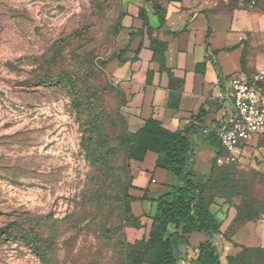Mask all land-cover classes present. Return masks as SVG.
<instances>
[{"label": "rangeland", "instance_id": "rangeland-1", "mask_svg": "<svg viewBox=\"0 0 264 264\" xmlns=\"http://www.w3.org/2000/svg\"><path fill=\"white\" fill-rule=\"evenodd\" d=\"M125 2L0 0V264H128L132 162L104 63ZM261 150L264 136L198 173L212 209L243 201L264 216Z\"/></svg>", "mask_w": 264, "mask_h": 264}, {"label": "crops", "instance_id": "crops-1", "mask_svg": "<svg viewBox=\"0 0 264 264\" xmlns=\"http://www.w3.org/2000/svg\"><path fill=\"white\" fill-rule=\"evenodd\" d=\"M155 1L166 10L163 22L149 1L126 0V14L117 37L118 56L109 61L108 71L122 91V110L129 131H138L150 117L172 131L190 127V161L198 173H207L210 169L206 165L218 151L212 138L218 137L234 111L230 79L251 80L264 69V0ZM142 10L149 31L140 17ZM157 42L165 44L164 57L154 56L152 44ZM261 136L264 131L243 142L239 155ZM255 157V167H263L264 158ZM157 159V153L148 151L143 161H132L136 186L132 193L147 194L149 199L132 203L143 227L126 228L129 242L146 234L148 217L156 211L151 199L165 190L158 183L168 186L174 181L168 170L157 167ZM212 211L222 222L220 232L212 235L222 264H227V256H235L243 247H264V217L237 224L234 207ZM173 232L175 229L170 227L167 235ZM186 236L188 242L179 243L175 249V264H194L199 243L208 238L199 232Z\"/></svg>", "mask_w": 264, "mask_h": 264}, {"label": "trees", "instance_id": "trees-1", "mask_svg": "<svg viewBox=\"0 0 264 264\" xmlns=\"http://www.w3.org/2000/svg\"><path fill=\"white\" fill-rule=\"evenodd\" d=\"M149 1L156 13L160 14V19L164 20L166 10L163 5L155 0ZM126 14L125 8L119 18V29L122 27V18ZM140 17L144 20V27L149 31V22L141 11ZM154 56L164 57L165 44H152ZM118 55L115 52L104 62L109 63ZM163 68V66H162ZM118 88V87H117ZM121 95L122 91L118 88ZM124 98V97H123ZM121 106L120 114L126 124V132L120 136V143L125 147L128 162L143 161L148 151L158 154L157 167L168 170L174 181L167 186L166 190L159 196L152 198L156 204V211L150 215L149 225L146 226V234L135 242H128L129 252L126 256L128 264H175L177 257L175 249L179 243H187L189 235L193 232L206 234L208 238L198 245V254L194 259V264H222L218 248L212 241V235L220 232L222 222L218 220L212 211L210 202L205 194L204 182L198 180V171L192 165L190 157L193 153L192 142L189 139V128L172 131L166 128L157 118L150 117L145 125L138 131L131 132L127 126V118ZM218 147L216 156L212 159L215 164L217 157L225 153L220 139L215 135L212 138ZM209 170V176L216 172L215 164ZM225 182L231 180L230 172H225ZM129 183L124 204L126 227H143L140 216H136L132 203L137 199H149L147 194L136 196L130 193L135 188ZM127 198H130L129 200ZM237 211L234 222L242 224L247 221L256 220L264 216L252 214L246 209L242 201L240 204H228ZM170 227L175 232L167 235ZM264 249L262 247H243L235 256H227V264H264Z\"/></svg>", "mask_w": 264, "mask_h": 264}, {"label": "built area", "instance_id": "built-area-1", "mask_svg": "<svg viewBox=\"0 0 264 264\" xmlns=\"http://www.w3.org/2000/svg\"><path fill=\"white\" fill-rule=\"evenodd\" d=\"M230 88L234 111L218 132L225 149V153L217 157L220 165L234 162L241 144L264 131V69L257 71L251 80L231 78Z\"/></svg>", "mask_w": 264, "mask_h": 264}]
</instances>
